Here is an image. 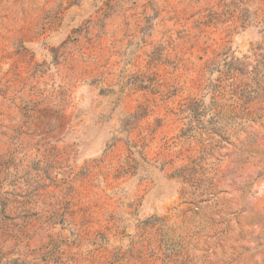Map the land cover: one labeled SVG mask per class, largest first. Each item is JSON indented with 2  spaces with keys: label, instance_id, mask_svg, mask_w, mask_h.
<instances>
[{
  "label": "rangeland",
  "instance_id": "rangeland-1",
  "mask_svg": "<svg viewBox=\"0 0 264 264\" xmlns=\"http://www.w3.org/2000/svg\"><path fill=\"white\" fill-rule=\"evenodd\" d=\"M0 264H264V0H0Z\"/></svg>",
  "mask_w": 264,
  "mask_h": 264
}]
</instances>
